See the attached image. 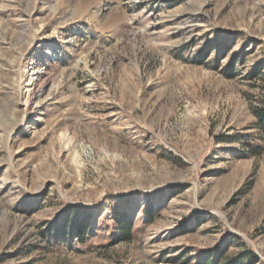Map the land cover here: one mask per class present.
Segmentation results:
<instances>
[{
	"label": "rangeland",
	"instance_id": "rangeland-1",
	"mask_svg": "<svg viewBox=\"0 0 264 264\" xmlns=\"http://www.w3.org/2000/svg\"><path fill=\"white\" fill-rule=\"evenodd\" d=\"M263 110L264 0H0V264H264Z\"/></svg>",
	"mask_w": 264,
	"mask_h": 264
},
{
	"label": "trees",
	"instance_id": "trees-1",
	"mask_svg": "<svg viewBox=\"0 0 264 264\" xmlns=\"http://www.w3.org/2000/svg\"><path fill=\"white\" fill-rule=\"evenodd\" d=\"M255 72L252 74L254 76ZM257 120H258V126L261 129V131L264 133V110L263 112L257 111ZM121 233V236L124 241H128L131 239L132 236V225L129 223L125 227L118 226Z\"/></svg>",
	"mask_w": 264,
	"mask_h": 264
}]
</instances>
